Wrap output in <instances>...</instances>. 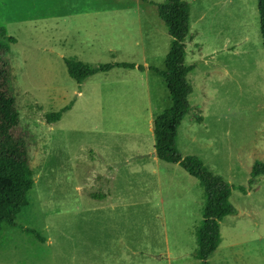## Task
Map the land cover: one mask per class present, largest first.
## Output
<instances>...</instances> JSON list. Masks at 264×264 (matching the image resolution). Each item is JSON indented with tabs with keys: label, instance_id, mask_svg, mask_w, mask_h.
<instances>
[{
	"label": "rangeland",
	"instance_id": "374dc122",
	"mask_svg": "<svg viewBox=\"0 0 264 264\" xmlns=\"http://www.w3.org/2000/svg\"><path fill=\"white\" fill-rule=\"evenodd\" d=\"M186 1L193 92L176 142L233 186L230 200L239 210L220 222L219 246L208 261L264 264V175L249 194L237 187H249L252 167L264 161L258 0ZM165 2L0 0V25L17 38L9 58L35 178L19 226L3 223L0 264H201L200 180L180 164L125 162L153 152L149 115L171 104L169 84L156 70L115 66L80 87L66 65L77 59L92 67L124 62L165 70L172 44L158 14ZM70 103L60 120L47 122V113ZM100 174L116 175L108 200L91 196L111 190Z\"/></svg>",
	"mask_w": 264,
	"mask_h": 264
},
{
	"label": "trees",
	"instance_id": "16d2710c",
	"mask_svg": "<svg viewBox=\"0 0 264 264\" xmlns=\"http://www.w3.org/2000/svg\"><path fill=\"white\" fill-rule=\"evenodd\" d=\"M261 33L264 45V0H258ZM158 14L166 23L172 37L171 48L166 56L165 70H156L169 83L173 97V106L158 115L154 121L157 142L156 155L163 160L180 164L190 175L198 178L205 189L206 206L203 223L197 229L199 244L197 256L201 264H210L208 259L219 245L220 223L227 215L237 214L238 209L230 200L233 186L223 176L214 173L210 167L195 155L184 156L176 143V135L182 120L190 110L189 96L193 86L188 78L193 65H187L186 39L189 33L190 4L186 0H167L158 4ZM17 38L9 35L5 26L0 25V233L3 223L19 226L17 216L28 201V192L35 183L34 171L30 164L27 136L21 128V117L17 105L12 81V66L9 58L11 44ZM69 75L78 82L100 71H107L115 66L135 67L132 63H109L92 67L77 59H67ZM140 69L143 66H139ZM72 103L60 111L46 114L48 123L60 120L63 112L69 110ZM264 175V161H258L252 167L249 187L237 186L248 193L259 177ZM249 188V190L247 189ZM95 199H104L106 193H91ZM26 232L34 233L37 238H45L35 229L21 227Z\"/></svg>",
	"mask_w": 264,
	"mask_h": 264
},
{
	"label": "crops",
	"instance_id": "0c3cea01",
	"mask_svg": "<svg viewBox=\"0 0 264 264\" xmlns=\"http://www.w3.org/2000/svg\"><path fill=\"white\" fill-rule=\"evenodd\" d=\"M189 34V33H188ZM135 64V67H138V69L139 70H142L143 72H144V74H149L150 72H151V70H152V66L150 65V64H148V63H145L144 65H139L138 63H134ZM139 66H143V68L142 69H140L139 68ZM120 67H124V66H120ZM114 68V67H113ZM112 69V68H111ZM154 70V69H153ZM158 70H161V69H158ZM164 70V69H163ZM107 71H109V70H107ZM101 72H106V71H101ZM157 74H159L158 72H157ZM160 75V74H159ZM161 76V75H160ZM163 77V76H162ZM88 78V77H87ZM86 78V79H87ZM164 78V77H163ZM85 79V80H86ZM165 79V78H164ZM84 80V81H85ZM166 80V79H165ZM84 81H83V83H84ZM166 82H167V80H166ZM82 83V84H83ZM168 83V82H167ZM81 84V85H82ZM169 84V83H168ZM81 85H80V87H81ZM168 88H169V85H168ZM169 91H170V89H169ZM82 94V90H79V93H78V95H81ZM170 94H171V91H170ZM171 96H172V94H171ZM147 98H148V101H150V104L152 105L153 104V99H152V92H151V90H148L147 91ZM172 99H171V104L170 105H168V106H163L162 104H160V106H159V108L156 110V109H152L151 108V112H150V115H149V121H150V124H151V128H153V130H154V121H155V118L158 116V115H160V114H162V113H164L165 111H167L168 109H170L172 106H173V104H174V102H173V97H171ZM187 115V114H186ZM186 117V116H185ZM184 117V118H185ZM62 118V117H61ZM199 118L201 119L202 117H201V115H199ZM184 120V119H183ZM183 120H182V122H183ZM182 124V123H181ZM181 124H180V126H181ZM180 126H179V128H180ZM179 128H178V133H179ZM178 133H177V135H178ZM153 135H154V137H155V145H156V142H157V138H156V133H155V130H154V133H153ZM177 135H176V137H177ZM177 143V142H176ZM155 145H154V150H153V152H149V153H145V152H141V151H138L137 152V154H136V156L135 157H132V159L130 158H128V159H126V161L125 162H128V163H131V162H139V163H141L142 162V160H144V159H146V158H152V159H156V160H161V161H164V162H168V161H166V160H163V159H160L157 155H156V148H155ZM178 146V145H177ZM180 148V147H179ZM183 154V153H182ZM184 156H186V154H183ZM168 163H172V162H168ZM173 164H178V163H173ZM153 172H156L157 170L156 169H153L152 170ZM192 176V175H191ZM100 177H102V178H104V179H106V183H107V180L109 181V184L108 185H110V192H109V194H107L108 196L106 197L107 198V200H108V198H112V196L114 195V193H115V189H114V187H112V186H114V184H115V181H116V175H110V176H108V175H104V174H100ZM194 177V176H193ZM196 178V177H195ZM200 183L202 184V182L200 181ZM202 186H203V184H202ZM204 187V186H203ZM256 187H257V184H256ZM256 187H254V189L256 188ZM205 190V189H204ZM232 193V192H231ZM250 193V191H248V193L247 194H249ZM230 197H231V195H230ZM105 198V199H106ZM231 199V198H230ZM205 206H206V193H205ZM204 209H205V207H204ZM239 211V210H238ZM204 212V211H203ZM228 216V215H227ZM203 220H204V217H203ZM203 220H202V223H203ZM222 221V219L219 221V223ZM201 223V224H202ZM200 224V225H201ZM200 225L198 226V227H200ZM221 229V228H220ZM220 232H221V230H220ZM219 246V245H218ZM213 254V253H212Z\"/></svg>",
	"mask_w": 264,
	"mask_h": 264
}]
</instances>
